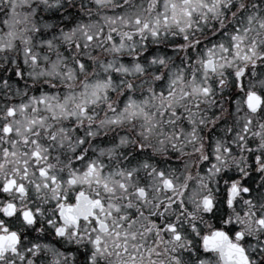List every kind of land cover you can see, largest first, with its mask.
Wrapping results in <instances>:
<instances>
[{"label":"snow or ice","instance_id":"obj_1","mask_svg":"<svg viewBox=\"0 0 264 264\" xmlns=\"http://www.w3.org/2000/svg\"><path fill=\"white\" fill-rule=\"evenodd\" d=\"M0 264H264V0H0Z\"/></svg>","mask_w":264,"mask_h":264}]
</instances>
